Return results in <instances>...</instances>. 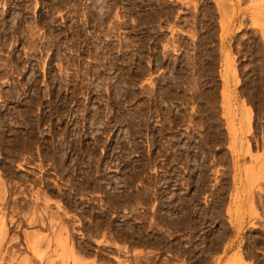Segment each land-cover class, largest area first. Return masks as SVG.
<instances>
[{
	"label": "rangeland",
	"instance_id": "rangeland-1",
	"mask_svg": "<svg viewBox=\"0 0 264 264\" xmlns=\"http://www.w3.org/2000/svg\"><path fill=\"white\" fill-rule=\"evenodd\" d=\"M0 264H264V0H0Z\"/></svg>",
	"mask_w": 264,
	"mask_h": 264
},
{
	"label": "crops",
	"instance_id": "crops-1",
	"mask_svg": "<svg viewBox=\"0 0 264 264\" xmlns=\"http://www.w3.org/2000/svg\"><path fill=\"white\" fill-rule=\"evenodd\" d=\"M230 92L229 90H226L225 92V99H224V110L227 114V118L229 120V125H230V129L232 130V132H236V128L237 126L235 125V123L233 122V117H234V109L232 108V102L230 101Z\"/></svg>",
	"mask_w": 264,
	"mask_h": 264
}]
</instances>
